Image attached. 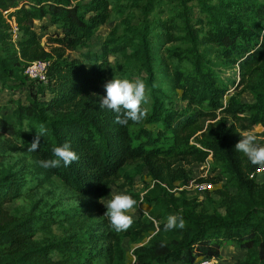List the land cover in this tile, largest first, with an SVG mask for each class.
I'll return each mask as SVG.
<instances>
[{"label":"trees","instance_id":"obj_1","mask_svg":"<svg viewBox=\"0 0 264 264\" xmlns=\"http://www.w3.org/2000/svg\"><path fill=\"white\" fill-rule=\"evenodd\" d=\"M120 7L129 9L123 28L111 30L99 51L72 57L69 51L86 48ZM36 21L46 23L43 30L56 26L47 43ZM35 60L48 63L46 81L25 73ZM236 64L243 78H255L249 88L255 102L231 97L229 106L264 124V0H0V84L23 93L10 100L13 111L0 117V133L28 149L36 126L48 130L31 152L37 174L7 167L0 158V264H126L125 238L137 244L134 264L221 259L227 245L247 250L235 264H264V182L251 177L258 167L235 150L241 139L237 127L219 121L198 139L201 147L182 134L199 114L214 117L223 106L235 83L225 72ZM110 74L147 84L150 103L141 123L121 126L114 113L100 109ZM179 94L194 107L188 113L174 107ZM65 142L79 160L69 167H41L38 161L51 158L53 148ZM175 151L202 161L212 152L236 195L217 186L201 199L184 187L177 193L168 189L163 183L188 179L184 170L178 176L166 159L162 162ZM7 153L0 151V157ZM132 161L138 173L148 166L156 180L143 195L151 217L141 214L127 231L115 232L99 199L108 179ZM56 181L69 197L89 200L69 207L36 202L25 213L10 208L28 189ZM215 191L220 199L211 196ZM170 215L182 216L186 226L164 231ZM42 233L51 237L41 238Z\"/></svg>","mask_w":264,"mask_h":264},{"label":"rangeland","instance_id":"obj_2","mask_svg":"<svg viewBox=\"0 0 264 264\" xmlns=\"http://www.w3.org/2000/svg\"><path fill=\"white\" fill-rule=\"evenodd\" d=\"M121 8V7H120ZM129 9L121 8L117 10L114 8L112 11V17L110 21L99 27L97 32L93 35L91 40L88 42L86 48L69 51L72 57L82 58V54L88 50L99 51L102 42L108 36L111 30L114 28H123L124 23L123 19L128 14ZM13 26H15L14 21L12 20ZM43 24H46L44 21H36V29L40 33L42 41L47 43L49 40V35L57 31L56 26L49 25L48 29L43 30L41 27ZM16 31V28H15ZM17 32V31H16ZM110 61L112 64H115V57L111 56ZM225 75H231L235 79V83L231 86L230 90L227 92L224 97L223 106L216 110V115L213 117L209 114H199L196 121L190 124L187 127H184L183 135L185 140L189 144L196 145L201 147L199 143V138H204V136L210 132L211 126H218V122L225 120L227 127L235 126L238 131H254L258 134L262 141H264V124L262 122L252 123V117L250 112L237 111L234 112L229 106L231 103V97L238 99L240 102H255L254 95L250 91L251 83L255 82V78L246 77L243 78L240 72L238 64H236L230 70L225 72ZM145 76V73H143ZM119 78V76H117ZM116 78L114 75H109V80ZM138 77H135L137 79ZM181 92V91H180ZM23 93L20 89L16 91L10 89H4L0 84V117L6 116L14 109V104L10 101L12 98H18ZM174 107L176 110L185 111L188 113L194 107H189L188 99L182 98V94H179L177 99H175ZM8 152L6 155H2L1 164L17 169H25L28 171L29 176L35 175L36 173V163L33 154L29 152L26 148L21 147L20 145L15 144V140L9 135H4L0 133V151ZM195 158L192 155L184 156L181 154H176V151L170 155L162 156V162L170 164L171 168L176 170L178 176L184 170L188 179L186 178H176L174 179L172 185L165 182L163 185L168 187V189L173 192H178L185 185L189 184L192 181L204 178H216L215 185L217 186L216 190L219 188L223 189V192L227 195H236L237 189L227 180V178L222 174L221 169L218 166H215V158L212 152H209L206 159L203 161ZM190 160V161H188ZM137 162L132 161L126 170L123 173H120L117 176H113L108 179L106 184V194H104V201L107 202L112 198L113 195L126 192L128 194H136L139 197H134L138 201L137 208L132 213L133 219L138 218L141 214L151 217V206L144 201L143 195L149 190V187H153L155 183L154 177L149 173V167H142L140 173L137 172ZM34 172V173H32ZM255 176L256 180L260 183L264 182V169H259L256 173L251 174V177ZM38 182V181H36ZM226 185V187H223ZM194 195V194H191ZM211 196L215 199H220L221 194L217 191L213 192ZM101 198V197H100ZM89 199L86 197H69V191L66 187L59 181L54 183L43 182L40 185H36L35 188L28 189L26 194H24L20 199L16 200L13 205H10V208L13 207V211L18 210L22 213L28 212L32 205L36 202H39L41 206L44 204L51 205H61V207H69L71 205H77L80 203L87 202ZM100 202V199H99ZM103 211H107L106 206L100 203ZM221 211L225 213V208H222ZM55 234H61V229L57 226H53ZM51 237V234L42 233L41 238L47 239ZM123 246L127 251L126 264H134L135 256L133 254L134 248L137 246L136 243H132L129 238H125L123 241ZM222 258L216 259V264H235L238 260L244 258L247 250L243 248L236 247L234 245H227L222 248ZM198 260V259H197ZM104 261H101L99 264H103Z\"/></svg>","mask_w":264,"mask_h":264},{"label":"clouds","instance_id":"obj_3","mask_svg":"<svg viewBox=\"0 0 264 264\" xmlns=\"http://www.w3.org/2000/svg\"><path fill=\"white\" fill-rule=\"evenodd\" d=\"M106 95L99 98L101 110L107 109L115 114L114 122L121 126H128L129 122L141 123L147 118L148 112L145 107L150 103V91L143 79H118L109 80L104 85ZM36 136L28 147L29 152L37 151L40 147V137L47 135V128L44 124L35 127ZM30 131L31 128L25 129ZM241 139L235 144V150L247 157L248 161L264 169V141L254 131L240 132ZM79 160V155L72 150L70 144L65 142L55 146L52 150V157L38 161L45 169L69 167L74 161ZM100 203L106 206L107 211L104 217L108 219L109 226L115 232L127 231L134 223L132 213L137 208L138 201L126 192L112 196L107 202L104 197ZM185 220L182 216L170 215L164 225V231L175 228H184ZM166 246V241L161 242V247Z\"/></svg>","mask_w":264,"mask_h":264},{"label":"built area","instance_id":"obj_4","mask_svg":"<svg viewBox=\"0 0 264 264\" xmlns=\"http://www.w3.org/2000/svg\"><path fill=\"white\" fill-rule=\"evenodd\" d=\"M48 63L42 60H35L29 63L26 67L25 73L28 74L32 78H39L43 81H46V72H47ZM263 170V169H261ZM216 187L213 181H192L189 184L185 185L189 192L194 195H197L200 199L204 197L205 192L212 191ZM183 189V188H181ZM217 260L215 258L208 259V258H199L196 264H216Z\"/></svg>","mask_w":264,"mask_h":264}]
</instances>
